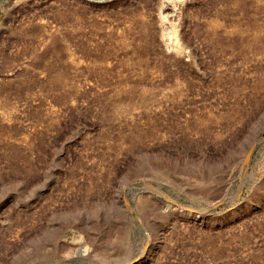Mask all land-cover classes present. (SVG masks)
<instances>
[{
	"label": "rangeland",
	"instance_id": "obj_1",
	"mask_svg": "<svg viewBox=\"0 0 264 264\" xmlns=\"http://www.w3.org/2000/svg\"><path fill=\"white\" fill-rule=\"evenodd\" d=\"M0 264H264V0H0Z\"/></svg>",
	"mask_w": 264,
	"mask_h": 264
}]
</instances>
